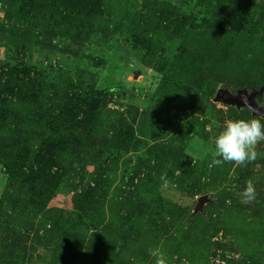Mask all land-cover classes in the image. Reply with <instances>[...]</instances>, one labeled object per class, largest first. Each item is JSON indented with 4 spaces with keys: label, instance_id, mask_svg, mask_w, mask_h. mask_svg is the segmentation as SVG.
<instances>
[{
    "label": "rangeland",
    "instance_id": "rangeland-1",
    "mask_svg": "<svg viewBox=\"0 0 264 264\" xmlns=\"http://www.w3.org/2000/svg\"><path fill=\"white\" fill-rule=\"evenodd\" d=\"M263 86L264 0H0V264H264Z\"/></svg>",
    "mask_w": 264,
    "mask_h": 264
},
{
    "label": "clouds",
    "instance_id": "clouds-1",
    "mask_svg": "<svg viewBox=\"0 0 264 264\" xmlns=\"http://www.w3.org/2000/svg\"><path fill=\"white\" fill-rule=\"evenodd\" d=\"M245 107L255 112L247 103V96L243 97ZM264 142V114H258L252 118H235L227 120L222 129L214 138L213 164L223 166L232 163L238 167L254 162L261 155L258 146ZM161 179L167 183L165 177ZM240 202L252 203L257 195L254 181L249 178L246 187L239 193ZM149 255L154 258V264H171L168 255L160 248H150ZM131 264H143L135 257L131 258Z\"/></svg>",
    "mask_w": 264,
    "mask_h": 264
},
{
    "label": "water",
    "instance_id": "water-1",
    "mask_svg": "<svg viewBox=\"0 0 264 264\" xmlns=\"http://www.w3.org/2000/svg\"><path fill=\"white\" fill-rule=\"evenodd\" d=\"M264 93V86L259 88L258 90H253L252 92H248L247 90H243L240 92L239 96H235V95H231L230 93H228L226 90H219L217 93H216V99H221V100H224L228 103H231V104H236L238 106H245V101L243 99V97L247 96V103L250 104L254 109H256L255 112L253 113H258L262 110V108L258 109L254 102H253V99L259 95V94H263ZM206 196H203L201 199H200V203L202 204L203 201L206 200Z\"/></svg>",
    "mask_w": 264,
    "mask_h": 264
}]
</instances>
